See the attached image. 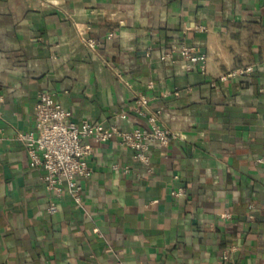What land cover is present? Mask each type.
Wrapping results in <instances>:
<instances>
[{
	"label": "crops",
	"instance_id": "1",
	"mask_svg": "<svg viewBox=\"0 0 264 264\" xmlns=\"http://www.w3.org/2000/svg\"><path fill=\"white\" fill-rule=\"evenodd\" d=\"M181 44L204 72L162 60ZM44 93L74 122L122 131L147 128L129 111L146 96L174 139L151 144L150 172L116 142L90 143L82 206L65 195L51 215L16 139L36 133ZM261 159L264 0H0V264H226L232 247L237 264H264Z\"/></svg>",
	"mask_w": 264,
	"mask_h": 264
},
{
	"label": "built area",
	"instance_id": "2",
	"mask_svg": "<svg viewBox=\"0 0 264 264\" xmlns=\"http://www.w3.org/2000/svg\"><path fill=\"white\" fill-rule=\"evenodd\" d=\"M199 32H206L200 27ZM87 48L95 52L99 43L94 39L82 37ZM179 56L185 63L186 71L190 72L196 67L201 72L206 68L205 55L198 54L193 47L185 44L173 47L162 60H172ZM253 67L240 69L220 78L221 82L231 79L248 77L253 73ZM129 111L147 122V128H136L131 131H122L116 126L105 127L102 124H92L89 121L74 122L72 113L66 110L53 95L44 93L38 98L35 107L36 133H25L17 136V141L23 143L29 158L31 169L43 172L42 181L46 191L54 199L50 201L48 212L57 213L56 200L67 195L75 205L82 206L83 181L93 176L89 165L92 157L90 143L98 146H107L116 142L120 147L132 151L133 161L151 171L149 150L151 144L167 148L173 135L160 125L157 115L151 113L150 101L146 96H138L131 104ZM122 120L128 118V111L118 116ZM259 163L264 164V159ZM113 171L121 175H128V167L112 166ZM174 197L184 196L183 190L172 193ZM237 247L225 251L221 260L226 264H237Z\"/></svg>",
	"mask_w": 264,
	"mask_h": 264
}]
</instances>
